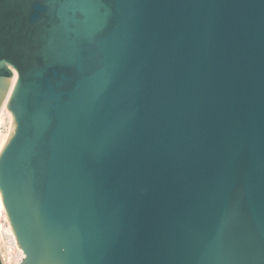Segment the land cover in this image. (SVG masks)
Listing matches in <instances>:
<instances>
[{"label":"water","instance_id":"95a60500","mask_svg":"<svg viewBox=\"0 0 264 264\" xmlns=\"http://www.w3.org/2000/svg\"><path fill=\"white\" fill-rule=\"evenodd\" d=\"M9 91L21 264H264V0H0Z\"/></svg>","mask_w":264,"mask_h":264},{"label":"rangeland","instance_id":"374dc122","mask_svg":"<svg viewBox=\"0 0 264 264\" xmlns=\"http://www.w3.org/2000/svg\"><path fill=\"white\" fill-rule=\"evenodd\" d=\"M6 111L8 112V115L5 116L3 119L1 126V134L3 135V139L5 142L2 143V147L0 150V154L5 148L6 144L10 140L12 130H13V124H14V118L11 112L6 108ZM7 136V137H6ZM6 139V140H5ZM0 220V254L2 256V260L4 264H21L22 256L21 252L22 250H19V248L16 246V240L10 225V222L7 218L6 211L4 215ZM23 253V252H22Z\"/></svg>","mask_w":264,"mask_h":264},{"label":"bare ground","instance_id":"6f19581e","mask_svg":"<svg viewBox=\"0 0 264 264\" xmlns=\"http://www.w3.org/2000/svg\"><path fill=\"white\" fill-rule=\"evenodd\" d=\"M11 95V91L8 92L7 96H6V99H5V102H4V105L2 106V109L0 111V130H1V126H2V122L4 121L3 119L5 118L6 115H8V112L6 111V108H7V102L9 100V97ZM7 137V136H6ZM6 140V139H5ZM5 142L4 139H3V135L1 134V131H0V150H1V145L2 143ZM5 208L0 200V220H2L1 218H3L2 216L4 215L5 213ZM16 244V243H15ZM17 246V245H16ZM21 250V249H19ZM21 256H22V260L24 258V255L23 253L21 252ZM21 260V262H22ZM11 262H9L10 264ZM8 264V263H7Z\"/></svg>","mask_w":264,"mask_h":264},{"label":"snow or ice","instance_id":"6c2138e0","mask_svg":"<svg viewBox=\"0 0 264 264\" xmlns=\"http://www.w3.org/2000/svg\"><path fill=\"white\" fill-rule=\"evenodd\" d=\"M70 3L76 5L87 6L96 2V0H69Z\"/></svg>","mask_w":264,"mask_h":264}]
</instances>
